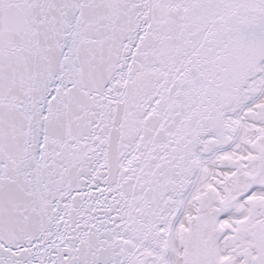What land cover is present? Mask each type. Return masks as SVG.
I'll return each instance as SVG.
<instances>
[{
  "label": "snow or ice",
  "instance_id": "snow-or-ice-1",
  "mask_svg": "<svg viewBox=\"0 0 264 264\" xmlns=\"http://www.w3.org/2000/svg\"><path fill=\"white\" fill-rule=\"evenodd\" d=\"M0 264H264V0H0Z\"/></svg>",
  "mask_w": 264,
  "mask_h": 264
}]
</instances>
